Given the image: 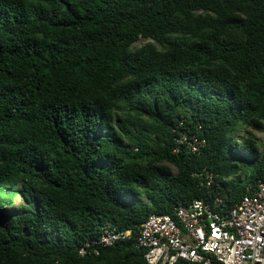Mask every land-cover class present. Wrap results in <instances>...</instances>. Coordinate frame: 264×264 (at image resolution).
I'll use <instances>...</instances> for the list:
<instances>
[{"label":"trees","instance_id":"obj_1","mask_svg":"<svg viewBox=\"0 0 264 264\" xmlns=\"http://www.w3.org/2000/svg\"><path fill=\"white\" fill-rule=\"evenodd\" d=\"M253 131L264 0H0V264H147L150 214L264 182Z\"/></svg>","mask_w":264,"mask_h":264},{"label":"built area","instance_id":"obj_2","mask_svg":"<svg viewBox=\"0 0 264 264\" xmlns=\"http://www.w3.org/2000/svg\"><path fill=\"white\" fill-rule=\"evenodd\" d=\"M178 142L195 152L203 140L182 135ZM130 236V229L107 223L78 252L98 254L101 247ZM135 244L147 264H264V182L229 208L219 198L212 203L194 199L179 204L174 216L150 214L141 223Z\"/></svg>","mask_w":264,"mask_h":264},{"label":"rangeland","instance_id":"obj_3","mask_svg":"<svg viewBox=\"0 0 264 264\" xmlns=\"http://www.w3.org/2000/svg\"><path fill=\"white\" fill-rule=\"evenodd\" d=\"M145 40H139L135 46H140ZM258 137L259 139H261V141L264 142V133H260L257 131H253ZM19 204H21V200L17 199L16 202L13 204V206L9 207L8 209H14L16 206H18Z\"/></svg>","mask_w":264,"mask_h":264}]
</instances>
